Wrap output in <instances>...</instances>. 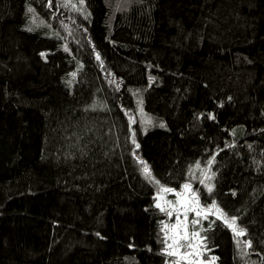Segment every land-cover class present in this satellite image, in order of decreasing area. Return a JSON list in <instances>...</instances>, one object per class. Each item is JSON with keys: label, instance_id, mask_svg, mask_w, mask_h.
Returning <instances> with one entry per match:
<instances>
[{"label": "trees", "instance_id": "obj_1", "mask_svg": "<svg viewBox=\"0 0 264 264\" xmlns=\"http://www.w3.org/2000/svg\"><path fill=\"white\" fill-rule=\"evenodd\" d=\"M184 184L264 264V0H0V264H172Z\"/></svg>", "mask_w": 264, "mask_h": 264}, {"label": "snow or ice", "instance_id": "obj_2", "mask_svg": "<svg viewBox=\"0 0 264 264\" xmlns=\"http://www.w3.org/2000/svg\"><path fill=\"white\" fill-rule=\"evenodd\" d=\"M29 12L32 11L31 8L28 9ZM97 59H99V56H97ZM75 75V74H73ZM163 126V125H161ZM133 143H135V140H133ZM137 148H139V145H136ZM141 164H144V172L146 175L149 177L151 176L150 170L147 167V165L144 163V161H140ZM198 166V165H197ZM156 183H159V181H156ZM184 192L183 193H178L179 199L176 202V206L174 207V210L177 212V223L169 229L168 225H164L162 228V231L165 233V240L164 243L166 245L164 249V254L169 256V257H176L178 256L179 259L176 261H173L172 264H180L181 261H186L187 264H194V262L190 259L192 256H200L202 253L195 251V247L191 242L188 243H182L184 241H189V236L187 234V229L185 228L183 233L179 232L178 229L181 228V223H180V217H179V211L180 209L184 210V215L185 219H187V212L188 211H195V208L192 207V204L195 203L197 207H199V201L195 196V193H192L191 197L187 196V193L192 192L191 186L189 184H184L183 185ZM161 192H171L173 189L170 188H165L161 187L160 189ZM209 192H211V188H209ZM171 204V202H168ZM156 207L160 209L161 211H166L165 208L161 206L160 203L156 204ZM213 208H215V205H212ZM218 210V209H217ZM219 211V210H218ZM197 215H200L199 212L196 213ZM167 215L171 217L173 215L172 211H167ZM229 227L233 228V231L236 233L237 236L243 235L242 230H238L235 228V218H233L231 221L228 219H225L224 221ZM193 223H197V221H193ZM171 233V235H169ZM199 234L193 232L192 233V238L197 237ZM168 240H171V243H167ZM181 249H193V251H185L181 252ZM216 257H212L209 261L208 264H215ZM200 264H205L204 261H200Z\"/></svg>", "mask_w": 264, "mask_h": 264}, {"label": "rangeland", "instance_id": "obj_3", "mask_svg": "<svg viewBox=\"0 0 264 264\" xmlns=\"http://www.w3.org/2000/svg\"><path fill=\"white\" fill-rule=\"evenodd\" d=\"M160 198V200H159V203L161 204V206L163 207V208H169V209H171L172 211H174V212H176L175 210H174V207L176 206V202H177V200L179 199V198H177V200H176V202H172V200L173 199H166V200H164V199H162L161 197H159ZM168 202H171V204H169ZM192 207L193 208H195V211H188L187 212V219H185V215H184V210L183 209H180V211H179V213H181L180 214V223H181V228L180 229H178V231L179 232H181V233H183V231H184V229L186 228L187 229V234H188V236H189V241H184V242H182V243H188V242H191L194 246H197V247H195V251H197V252H199L200 251V243H199V239H198V237H195V238H192V232L190 231V224H189V220H188V216L190 217L191 215H192V213H194L195 215H197L196 213L198 212V211H196V206L194 205V204H192ZM177 223V222H176ZM175 223V224H176ZM174 224V225H175ZM171 229V228H170ZM169 235H171V233H169ZM170 243H171V240H170ZM185 251H193V249H181V252L183 253V252H185ZM177 260L179 259V257L178 256H176L175 257ZM190 259L194 262V264H200V261H204L203 259H201V257L200 256H198V257H190ZM210 260V259H209ZM209 260H207V261H204L205 262V264H208V261ZM182 262L183 261H181L180 262V264H182ZM186 262V261H185Z\"/></svg>", "mask_w": 264, "mask_h": 264}]
</instances>
